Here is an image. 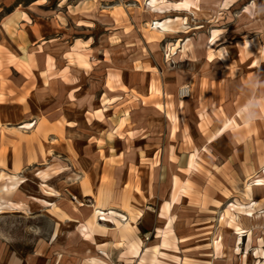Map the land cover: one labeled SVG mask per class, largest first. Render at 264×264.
I'll return each mask as SVG.
<instances>
[{
  "label": "rangeland",
  "instance_id": "obj_1",
  "mask_svg": "<svg viewBox=\"0 0 264 264\" xmlns=\"http://www.w3.org/2000/svg\"><path fill=\"white\" fill-rule=\"evenodd\" d=\"M57 1L36 11L64 19L53 51L88 36L92 50L69 55L70 68L21 69L1 49L0 184L1 174L18 177L1 186V200L18 206L0 214L2 261L111 264L103 251L114 264H264V207L253 213L250 201L232 199L264 192L243 185L264 177L249 167L248 122H264V0H64L56 12ZM255 54L258 67L248 68ZM184 85L190 91L181 97ZM235 96L237 109L258 97L260 113L246 111L243 125L206 145ZM25 122L34 125L19 128ZM174 196L172 233L158 252L155 228L167 219L159 209ZM97 204L131 227L100 221L85 237L81 226ZM137 241L148 248L138 259L129 250Z\"/></svg>",
  "mask_w": 264,
  "mask_h": 264
},
{
  "label": "crops",
  "instance_id": "obj_2",
  "mask_svg": "<svg viewBox=\"0 0 264 264\" xmlns=\"http://www.w3.org/2000/svg\"><path fill=\"white\" fill-rule=\"evenodd\" d=\"M44 1L45 0H0V56L5 55L4 53H6V52H1V49L6 50L11 55L18 58L19 60L18 66L21 69L28 68L27 65L28 66L30 65L29 66L30 68H70L72 64L69 61V55L73 54V52H75L77 49L87 48V46H89L88 47L89 50H92V48L90 47V43H91L90 39L92 37L88 36L83 41H80V37H74L72 41H70V44L66 49L62 50L60 53L54 52L53 51L54 48L55 49L58 48V46L62 45L64 41V33L61 32L62 27L64 26V22H63L64 19L56 13H54L51 16L38 15V13L36 12L37 8L42 7L45 3ZM63 1L64 0H59L56 2V9H55L56 12H58V10L61 7H63V4H61L63 3ZM223 1L225 3H228V5H231L236 0H223ZM186 3L188 4L189 2ZM64 5L67 6L68 3L66 2V4ZM251 41L252 39L247 41L243 40L241 41V45L244 48H247L250 45ZM255 57L256 54L255 56H249L250 63L247 66L248 68L258 67L257 65L258 62L256 61ZM58 58L63 61L62 65L59 66L57 65ZM212 59L213 57L210 58V60ZM81 61L84 64V66L88 65L86 60L81 59ZM103 61H106V59L104 58ZM260 63H264V60H262ZM261 69L264 70V68H260L259 70L261 71ZM238 79L241 83L240 86L242 88L243 87L242 78L240 77ZM25 83L26 82H24V84ZM241 92L243 93V91ZM237 96H235L232 101L233 104L232 114L229 115L227 120H225L221 125H219L217 131L212 136L206 139L205 142L206 145L214 142L220 136L225 134L233 123H236L238 126L243 125L241 121V115L244 114L246 111H249L250 114L252 112L257 114L260 113L259 108L253 107L256 105L254 104L255 102L253 103V101H257L258 97L254 99L251 98L248 99L249 102L247 104L241 105L239 109H237L235 106V103L237 102ZM117 109L120 110V112L122 111L120 107H118ZM100 111H102V109H97L95 112H100ZM248 122H249V137L252 138L253 141L252 147H250L251 157L249 158V167L255 168L257 170L258 169L264 170V122H262L261 118L257 115L249 118ZM33 125L34 123L32 122H25L22 123L19 126V128L30 129L32 128ZM175 130L176 128L174 126L172 133H174ZM114 148L115 147H112V149ZM0 161L4 163L6 160L4 161L3 158L2 160L0 159ZM8 164L9 167L13 165L11 161ZM189 167L195 168V162L193 161L192 156L189 161ZM1 168H3V165L0 164V169ZM1 180L2 183L0 184V193H1V186L16 184L18 182V177L16 176V174H11V175L1 174ZM146 182L148 185L149 184L148 180ZM243 185H248L251 188L254 187V188L264 189V177H256V178H254L253 176L248 177ZM144 193L148 197L149 189L146 188L144 190ZM134 195L136 197L139 196L138 194H136V192L134 193ZM232 199L233 202H236L238 200L250 201V205L246 209L253 213L256 212L257 210H260L257 209L259 205L260 207L261 206L264 207V192L259 193L255 191L254 194L250 196H245V198L241 197L239 199H234V198ZM177 200H178V196H174L171 200L164 201L163 204L161 205V208L159 209L160 210L159 212H161V214L166 216L167 219L165 220L166 226L164 228H159V227L155 228V232H156L155 236L161 238V244L154 247V249L158 250V252H160L159 247L167 245V237L169 234L172 233L171 228H172L173 218L171 211L173 205L177 203ZM47 204L50 203L47 202ZM236 207H238V209L235 211L238 214H240V212L245 210V208H240L241 206L239 205H237ZM6 208L14 209V208H18V206L13 200L11 201V199L7 200V198H5L2 201L0 198V214L5 212ZM114 215H117L118 219H113ZM141 215L143 216V214L139 212V216ZM254 215L255 214H253L252 217ZM242 217L244 220L248 222L249 221L256 222L262 219L261 217L260 219L259 218L250 219L246 216H242ZM127 220L128 218L124 214L116 213L115 211L110 209H105L101 205L97 204V205H93L91 222H89L87 225L81 226L80 230L85 237H89L91 235L92 228L95 227V225H101L100 221H109V222L116 221L121 226L128 228L131 227V225H129ZM138 223L143 225V221L141 220ZM241 226L245 229H248L250 228L249 227L250 223H248V225L247 223H244V225ZM252 227H255V224ZM135 236L137 237L138 235L136 234ZM243 237H247V236H243ZM123 238H124L123 241L128 240L126 235H123ZM97 240L101 241L103 239H99L97 237ZM183 240L184 239H180V240L177 239V241H183ZM104 243H108V242L104 241ZM129 250L132 252L133 254L132 256L138 259L144 252L148 250V248L140 244V241H137L130 243ZM99 253L104 255V257L107 258L111 264H114V262H112L109 259L108 252L104 253L103 251H100ZM93 261L98 262L99 264H108L99 258H93ZM131 261L137 262V264H141L143 259L141 258L139 259V261L138 260L136 261L131 260ZM20 263H21L20 260L16 256H11V255L8 257L6 261H2V254L0 252V264H20ZM123 263H127V262L124 261Z\"/></svg>",
  "mask_w": 264,
  "mask_h": 264
},
{
  "label": "built area",
  "instance_id": "obj_3",
  "mask_svg": "<svg viewBox=\"0 0 264 264\" xmlns=\"http://www.w3.org/2000/svg\"><path fill=\"white\" fill-rule=\"evenodd\" d=\"M190 88L188 85H184L179 89V94L181 97H185L189 94ZM123 264H127V263H123Z\"/></svg>",
  "mask_w": 264,
  "mask_h": 264
}]
</instances>
